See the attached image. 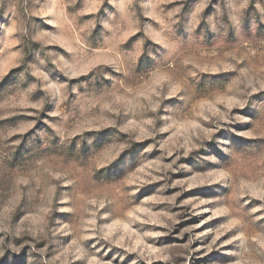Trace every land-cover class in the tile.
<instances>
[{
	"label": "rangeland",
	"instance_id": "374dc122",
	"mask_svg": "<svg viewBox=\"0 0 264 264\" xmlns=\"http://www.w3.org/2000/svg\"><path fill=\"white\" fill-rule=\"evenodd\" d=\"M0 252L264 264V0H0Z\"/></svg>",
	"mask_w": 264,
	"mask_h": 264
},
{
	"label": "clouds",
	"instance_id": "9594fccd",
	"mask_svg": "<svg viewBox=\"0 0 264 264\" xmlns=\"http://www.w3.org/2000/svg\"><path fill=\"white\" fill-rule=\"evenodd\" d=\"M15 251H19V249H14ZM0 255H2V252H0Z\"/></svg>",
	"mask_w": 264,
	"mask_h": 264
}]
</instances>
